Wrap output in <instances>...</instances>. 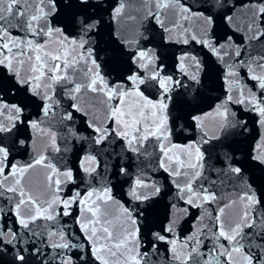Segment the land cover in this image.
<instances>
[{"label": "snow or ice", "instance_id": "1", "mask_svg": "<svg viewBox=\"0 0 264 264\" xmlns=\"http://www.w3.org/2000/svg\"><path fill=\"white\" fill-rule=\"evenodd\" d=\"M148 2L152 3V0ZM215 3L218 7H224L222 0H215ZM88 7L89 0H64L63 4H59L58 0H0V22H3L0 23V66L7 69L15 78L14 84L0 89V177L3 178L0 179V198H6L11 205H14L7 209V221L4 220V214H0V253H7L11 246L15 249L13 264H27L26 253L29 250L22 245L27 244L31 238H35L41 245L47 242L53 249L70 251L76 247L83 248L84 245L74 244L67 239L63 227H55L58 224V217L72 215L73 205L79 204L82 208L76 222L79 223L83 236L90 245L92 256L100 261V264H109L105 253L113 264H154L152 256L159 253L157 242L170 245L172 261H179L180 264H264V243L256 242L264 241V210H261L262 201L251 185H247L246 190L232 201L233 204L241 205V210L234 219L224 218L225 207H230V204L221 207L216 216H212L207 209H204V214L213 222L212 226H200L203 224L204 214H202L198 218L200 224L196 226V231L180 240L174 235L176 218L173 216L167 220L161 230L151 233L153 238L150 242L151 251H141L143 221L140 217H143V211L139 208L130 210L121 205L122 211L117 217L119 223H114L110 219L112 214L104 206L114 200L111 189H103L102 194L95 200H92L94 192H89L87 198L81 197V194L76 192L68 199L57 196L50 201L35 200L25 192L22 185L23 175L34 164H43L45 158L41 156L34 161V164H10V154L17 144L23 146L26 143L25 139L19 138L22 126L27 125L40 134L45 133L41 128V120H30L24 115L27 105L12 100L17 93L37 98L41 101L40 108L46 118L53 107V96L49 94V90L53 89L54 85L61 84L70 98H75V94L87 89L92 93L103 94L108 101H118V106L111 107L109 119H114L116 123V128L111 131L124 139L132 152H138L136 146L149 137L155 138L163 153L160 167L173 177L172 183L180 200L192 208H203L205 204L217 201L216 193L210 190L215 181L207 187L202 182L206 179L203 174L205 156L199 144L209 142V139L204 138L207 134L201 136L199 143L192 142L182 148L178 145L168 147L165 144L170 136L168 112L173 103V93L179 95L178 89L190 87L191 84H200V73L203 70L201 61L196 56L183 52L176 58L175 71L167 74L165 65L157 63L159 57L151 47L137 46L135 50L124 53L127 62L133 66L129 69V74L119 77L115 82H110L106 74L102 73L101 64L98 63L96 56L100 21L87 12ZM243 7L250 13L245 24L249 33L247 40L264 39V3L248 4ZM77 8L81 11L72 12L66 22L56 20V23H53L64 9ZM124 9L125 3L118 0L112 10L111 19L119 20ZM155 9V13L150 10L148 15L152 16L168 34L166 38L168 41L173 40V29L167 27L160 19L162 9H170L179 17L173 28L180 27L183 31L181 37L176 38V43L188 45L190 41H194L207 49L220 62H224V57L229 55L224 49L230 45L233 38L229 35L224 38L223 43L219 42L213 31L215 20L212 15L193 11L191 6L181 3V0H155ZM129 19L134 21L135 17ZM191 19L202 22V31L199 34H191L189 28L179 23L180 20ZM224 20L225 23L233 25L234 17L227 15ZM15 27L29 38L13 37L10 29ZM69 28L72 31H68ZM236 30L240 31L239 28ZM51 42L58 44L54 53L47 50ZM112 42L121 52L124 47L131 44L120 36L118 43L117 40ZM235 56H241L239 49ZM231 59L232 63H225L223 75L228 95L212 112L204 116L191 117L197 128H202L205 116L219 119L222 130L230 126L235 127L236 125L229 120V103L243 104L246 108L255 111L260 116V124L264 126V94L246 95L242 88L238 97L231 94L239 83L233 79L237 76L235 69L238 66L248 68L250 79L256 81L258 88L264 93V54L255 58L249 57L247 61ZM81 64L86 69L84 71L86 83L76 82L68 71L70 69L72 74H76L77 66ZM8 79L5 77V80ZM147 89H156L159 94L158 99L153 100L146 95ZM10 91L11 95H9ZM133 96L139 99L138 105L133 109L125 110L127 98ZM73 108L80 111L77 105H73ZM63 119L71 120L72 113H67ZM88 126L95 133L97 145L109 135L108 128L96 127L93 123H89ZM176 148H179L181 153H187V158L181 159L180 155H177L176 166L173 167V157L169 153ZM260 149L261 146L258 144L257 151L251 159L264 165V150ZM95 159L94 156L85 157L89 165L95 162ZM225 160L228 162L226 169L217 171L225 175L230 173L240 179L242 168L233 166L229 156H226ZM47 166L52 168L50 164ZM52 171L56 173L57 170L52 168ZM84 171L91 173L96 169L89 166L85 167ZM120 173L127 175V170L121 168ZM60 175L71 180L72 171L69 169ZM181 177L183 180L179 179ZM48 179L51 187L53 177L49 176ZM54 183L58 192L61 180L55 179ZM160 191L159 187L137 177L129 188L128 195L134 201L146 202L157 196ZM88 201H91V204ZM61 206L62 210L57 211ZM172 208L177 209V205L173 204ZM133 211L137 214L134 215ZM177 211L187 213L188 209H177ZM13 216L16 218L14 221L11 219ZM40 220L53 223L40 225L38 223ZM19 229L26 230L29 239H25L19 233ZM222 240L227 243H222ZM206 241L211 242V247L204 252L201 251V246ZM253 249H258V252ZM85 252L87 253V249ZM31 255L42 256V247L34 245ZM59 255L62 256L60 264H73V259L67 251H62ZM221 258H224L223 261ZM80 259L84 260V257Z\"/></svg>", "mask_w": 264, "mask_h": 264}, {"label": "water", "instance_id": "2", "mask_svg": "<svg viewBox=\"0 0 264 264\" xmlns=\"http://www.w3.org/2000/svg\"><path fill=\"white\" fill-rule=\"evenodd\" d=\"M121 2L125 3L124 12L119 20H113L111 19L112 10L118 0H89L87 12L100 21L96 56L98 63L101 64L102 73L106 74V78L110 82H115L119 77L129 74V69L133 66L127 62L124 53L135 50L137 46L151 47L159 57L157 63L165 65L167 74L175 71L176 58L183 52L194 55L201 61L203 70L200 73V84L189 82L190 87L177 90L179 95L173 93V103L168 112L170 136L165 144L168 147L178 145L182 148L192 142L199 143L201 136L207 134L204 138L209 139V142L199 144L205 156L203 174L206 179L202 182L207 187L212 181H215L210 190L216 193L217 201L205 204L203 208H192L180 200L176 196V188L172 183L173 177L160 167L163 153L155 138L149 137L142 144L136 146L139 149L138 152H132L126 141L111 131L116 128L115 120L109 119L111 107L118 106V101H108L103 94L92 93L87 89H82L80 93L75 94V98H70L61 84H56L53 89L49 90V94L53 96V107L46 118L40 108L41 101L37 98L26 97L21 93H17L13 97L12 102L19 101L27 105L24 109L25 116L30 120L39 119L42 121L41 128L45 133L40 134L28 128L27 125L22 126L19 138L25 139L26 143L23 146L17 144L10 154V164H34V161L41 156L45 158L43 164H34L23 175L22 185L25 192L38 201H50L57 196L61 199H68L76 192H79L81 197L87 198L89 192H94L92 200H95L98 195L102 194L103 189H111L114 200L104 207L112 214L110 219L114 223H119L117 217L122 211L121 205L130 210L139 208L144 212L143 217H140L143 221L141 224V251H151L150 242L153 240L151 233L161 230L167 220L173 216L176 218L174 235L180 240L196 231V226L200 224L198 218L204 214V209H207L212 216H216L221 207L230 204V207H225L224 218L234 219L241 210V205L233 204L232 201L246 190L247 185L252 186L257 197L262 201L261 210H264V165L251 159L257 151L258 144L261 146L260 150H264V126L260 124L258 113L246 108L243 104L229 103V120L236 126H230L225 130L220 128V120L212 116H205L202 128H197L191 119L193 115L204 116V114L212 112L216 105L228 95L227 84L223 79L225 63H232L231 58L247 61L249 57L255 58L264 54V39L247 40L249 33L245 24L250 13L243 7L248 4L264 3V0H222L224 7H218L215 0H181V3L191 6L193 11H202L205 15L213 16L215 20L213 31L220 43H223L227 36H232V42L224 49L229 53L224 57V62H220L207 49L194 41H190L188 45L176 43V38L181 37L183 31L180 27L173 28L179 17L170 9H162L160 10V19L167 27L173 29V40L168 41L166 39L168 34L163 31L152 16L148 15L150 10L153 13L156 12L155 0H152V3H149L148 0H121ZM58 3L63 4L64 0H58ZM78 11L81 9H64L61 15L53 20V23L55 24L56 20L66 22L72 12ZM227 15L234 17V26L225 23L224 17ZM130 17H135V20H130ZM179 23L189 28L191 34H199L202 31L201 21L191 19L180 20ZM237 28L240 31H237ZM68 31H72V29L69 28ZM10 32L13 37L29 38L18 27L10 29ZM118 36L131 42L128 47L123 48V52L118 51L112 42L117 40L118 43ZM57 47L58 44L51 42L47 50L54 53ZM238 49L241 52L240 57L235 56ZM68 71L76 82L86 83L84 77L86 69L82 64L77 66L76 74H72L70 69ZM235 71L237 76L233 79L239 83L231 93L233 96L238 97L241 88L246 95L250 93H255L257 96L264 94L258 88L257 82L250 79V73L246 66H238ZM5 77L9 79L5 80ZM14 83L15 78L8 73L7 69L0 66V89ZM67 86L72 87L73 85ZM145 94L153 100L158 99L159 95L156 89H147ZM9 95H11V91ZM138 103L137 97L127 98L125 110L135 108ZM73 105H77L80 111H76ZM69 112L72 113V119H63ZM89 123H93L96 127L109 129V135L101 144L95 143V133L88 126ZM211 137L218 138L210 139ZM169 155L173 157V167L176 166L175 157L177 155H180L181 159L187 158V153H181L179 148L172 149ZM86 156H94L95 162L89 165L85 161ZM226 156L231 157L233 166L242 168L240 179L230 173L225 175L217 171L226 169L228 163L225 160ZM49 164L57 170L56 173H53L52 168L47 166ZM89 166L95 168L96 171L85 172L84 168ZM121 168L127 170V175L120 173ZM69 169L72 171L71 180L60 175ZM49 176L53 177L51 187L49 186ZM137 177L150 185L159 187L160 193L146 202L132 200L128 195V190ZM0 179L3 178L0 177ZM55 179L61 180L58 192L54 183ZM179 179L183 180L182 177ZM88 203L91 204V201ZM173 204L177 205V209L187 208V213L178 212L177 209L172 208ZM9 206L14 207L6 198H0V214H4L5 221L8 220L6 213ZM81 208V205L74 204L71 209L72 215L58 217V224L55 227H63L67 239L74 244L84 245L83 248L76 247L70 251L53 249L48 246L47 242L41 245L35 238L29 239L26 230L19 229V233L25 239H29L27 244L22 245L29 250L26 253L27 264H60L62 256L59 253L62 251H67V254L73 259V264H100V261L92 256L90 245L84 238L79 223L76 222L77 217L81 214ZM61 210L62 206L57 208V211ZM133 214L137 213L133 211ZM11 219L14 221L16 218L13 216ZM38 223L51 225L53 222L40 220ZM212 223L209 216L204 214L203 224L200 226L211 227ZM45 241H47V237H45ZM221 242L227 243L223 240ZM256 242L264 243L260 240ZM157 243L159 253L152 256L154 264H180L179 261H172L170 245L163 242ZM34 245L42 247V256L31 255ZM208 247H211L210 241H206L201 246V251L206 252ZM85 249H87V253ZM253 251L258 252V249H253ZM14 254L15 249L9 246L7 253H0V264H13ZM104 255L109 259V264H113L108 254ZM82 256L84 260L80 259ZM223 259L221 258L222 261Z\"/></svg>", "mask_w": 264, "mask_h": 264}]
</instances>
